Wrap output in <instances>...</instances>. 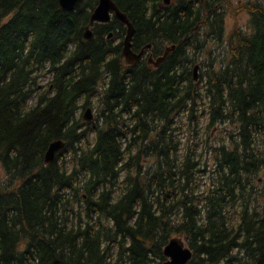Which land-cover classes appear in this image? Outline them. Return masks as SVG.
<instances>
[{
  "label": "trees",
  "instance_id": "trees-1",
  "mask_svg": "<svg viewBox=\"0 0 264 264\" xmlns=\"http://www.w3.org/2000/svg\"><path fill=\"white\" fill-rule=\"evenodd\" d=\"M115 1L140 45L176 44L162 67L126 65L116 19L84 39L98 0H0V264H163L175 236L189 264H264V1L200 80L224 0Z\"/></svg>",
  "mask_w": 264,
  "mask_h": 264
},
{
  "label": "water",
  "instance_id": "water-1",
  "mask_svg": "<svg viewBox=\"0 0 264 264\" xmlns=\"http://www.w3.org/2000/svg\"><path fill=\"white\" fill-rule=\"evenodd\" d=\"M85 0H59L60 8L64 12H71L77 8L78 5L82 4ZM168 3L171 0H166ZM204 1V0H203ZM115 16L127 27V33L123 42L122 57L132 65H134L141 54H137L133 50V38L136 33V27L130 20L128 13L122 10L115 0H98V4L92 11L90 21L86 25L84 31V39L90 41L94 37V31L92 27L96 22H110ZM175 48V45L167 47L165 53L158 57L157 60L151 57L150 62L155 66H160L161 63L166 59L168 53ZM197 65L194 69V78L198 79ZM85 120L92 121L94 119L93 109L90 107L86 110L84 115ZM66 146V141L63 139H56L52 141L45 153V161L51 163L55 160L57 154ZM2 163L0 161V168ZM193 250L183 237L175 236L170 239L168 244L164 248V255L166 260L163 264H189V261L193 257Z\"/></svg>",
  "mask_w": 264,
  "mask_h": 264
},
{
  "label": "rangeland",
  "instance_id": "rangeland-1",
  "mask_svg": "<svg viewBox=\"0 0 264 264\" xmlns=\"http://www.w3.org/2000/svg\"><path fill=\"white\" fill-rule=\"evenodd\" d=\"M254 1H264V0H230V1L224 0L223 7L225 8L224 11L225 37L224 40H220V42H218L216 39H212V37L208 38L207 47L205 49L203 48L204 50L202 49L200 52L197 53L198 55L196 56V60L192 64V69L194 71L195 65L196 64L199 65L198 80L205 78L204 76L206 75V72L209 66L214 61V59L217 60L215 61L214 64L218 65L217 63L220 62L221 58L224 57L226 60L230 58L229 43H230V37L233 34V32H235L236 28L238 27L245 28L246 29L245 31L250 29L251 15L248 11L241 10L240 7L243 6L245 3L254 2ZM205 30L206 28L202 26L201 32L197 33V35L203 36L202 32H204ZM50 78H51V74H47L44 77L42 76L40 80H42L43 82H48ZM90 107L93 109L94 119H95L99 113V109L94 105L89 106L88 108ZM88 108H86V110ZM86 110L85 111H83V109L80 110V113L83 111L82 112L83 117L86 113ZM187 141H188V137H185L184 143H187ZM0 171H2L0 175L2 177L5 176L6 173L3 170V168L0 169Z\"/></svg>",
  "mask_w": 264,
  "mask_h": 264
},
{
  "label": "flooded vegetation",
  "instance_id": "flooded-vegetation-1",
  "mask_svg": "<svg viewBox=\"0 0 264 264\" xmlns=\"http://www.w3.org/2000/svg\"><path fill=\"white\" fill-rule=\"evenodd\" d=\"M175 0H171L169 3L166 1V0H164V4L163 5H165V6H169V5H171V4H173V2H174ZM189 1H194V2H197V1H201V3H203L204 5H205V3L207 2V0H189ZM209 1H211V2H219V1H221V0H209ZM227 1H230V0H227ZM211 12L210 11H208V15H207V18L205 19V20H203V21H201V23H200V25H198V27H200V26H203L202 25V23H206V25H207V29H211V27L213 26V20H211ZM214 16V15H213ZM117 20V21H119L120 23H122L119 19H117L115 16H113V18H112V20L110 21V22H96L95 23V25H97V24H109V23H111L113 20ZM131 20V19H130ZM132 21V20H131ZM133 22V21H132ZM124 26H125V34H124V37L122 38V39H120V38H117V39H115L116 40V42L118 43V42H120V41H122V44H123V42H124V39H125V36H126V33H127V27H126V25L124 24V23H122ZM95 25L92 27V29H93V31H94V36H95V30H94V27H95ZM135 25V24H134ZM197 27V28H198ZM224 27H225V23H224ZM137 31V30H136ZM116 33V31L114 30V31H111L110 32V34H109V38H113ZM217 32H215V34H216ZM215 36V35H214ZM224 37H225V34L223 35V40H224ZM218 42H220V40H222V39H219L218 37H214ZM198 39V38H197ZM140 42L137 40V37H136V33H135V35H134V38H133V50H134V52L135 53H137V54H141L140 55V57L137 59V61H136V63L134 64V65H132V64H130V63H128L127 61H126V59L125 58H123L122 57V53H121V59L126 63V65L127 66H129V67H135V66H137L140 62H146L147 63V65H149V66H151V67H153V68H155V69H158V68H160V67H162L163 65H164V63L167 61V59L169 58V56H170V54L176 49V44L175 43H171V42H169V43H166V44H164L163 46H161V47H157L154 43H152V42H149V43H147V44H145V45H143V44H139ZM173 45H175V48H173L169 53H168V55H167V57H166V59L161 63V65L160 66H155V65H153V64H151V62H150V59H151V57L153 58V59H155V60H157V58L158 57H160V56H162L164 53H165V51H166V49H167V47H169V46H173ZM123 47H124V45H123ZM122 52H123V48H122ZM224 60L226 61V59L223 57V58H221V60H220V62H224ZM215 61H217L216 59H215ZM219 64V63H218ZM198 64H196L195 65V67L197 66ZM194 67V68H195Z\"/></svg>",
  "mask_w": 264,
  "mask_h": 264
},
{
  "label": "bare ground",
  "instance_id": "bare-ground-1",
  "mask_svg": "<svg viewBox=\"0 0 264 264\" xmlns=\"http://www.w3.org/2000/svg\"><path fill=\"white\" fill-rule=\"evenodd\" d=\"M202 169V168H201Z\"/></svg>",
  "mask_w": 264,
  "mask_h": 264
}]
</instances>
